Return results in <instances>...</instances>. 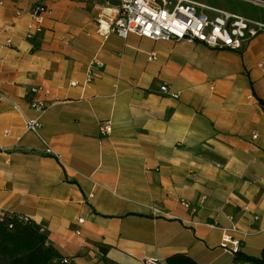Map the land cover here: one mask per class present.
Segmentation results:
<instances>
[{
	"label": "crops",
	"instance_id": "0c3cea01",
	"mask_svg": "<svg viewBox=\"0 0 264 264\" xmlns=\"http://www.w3.org/2000/svg\"><path fill=\"white\" fill-rule=\"evenodd\" d=\"M191 1L264 24V0ZM41 2L31 38L35 1L0 0V218L41 226L68 264H235L221 240L233 227L251 233L232 235L242 254L264 260V34L240 51L125 39L99 30L117 0Z\"/></svg>",
	"mask_w": 264,
	"mask_h": 264
},
{
	"label": "built area",
	"instance_id": "2783aa9c",
	"mask_svg": "<svg viewBox=\"0 0 264 264\" xmlns=\"http://www.w3.org/2000/svg\"><path fill=\"white\" fill-rule=\"evenodd\" d=\"M35 1L31 8L32 23L28 28V35L32 37L42 33L47 13V7L41 0ZM114 8L106 4L97 13L99 30L102 35L116 33L121 38H127L129 34H135L152 41L186 42L188 44H203L214 50L240 51L247 47L257 36L264 34V24L250 20L227 11L217 9L191 0H117ZM259 3V2H258ZM264 5L263 3H260ZM107 20L108 26L103 29L102 22ZM155 53L149 55V60H156ZM97 68L102 64L97 63ZM93 80V68L87 73L85 85ZM73 86L76 84L73 83ZM160 93L174 99H179L180 93H175L163 84ZM41 89H34L36 93ZM16 109L19 106L13 103ZM33 109L44 113L48 105L45 102L34 101ZM42 128L39 120H26L27 132L38 133ZM101 135L109 136L112 133L111 121L99 123ZM9 135V133H8ZM258 136H253L256 139ZM46 152L53 153L47 146ZM157 212V210H156ZM210 228H217L214 224ZM222 247L236 256L241 252V241L233 238V233H240L244 238L251 233L241 232L238 228L221 229ZM62 264H68L67 259L61 260ZM144 264H165L157 259L148 258Z\"/></svg>",
	"mask_w": 264,
	"mask_h": 264
},
{
	"label": "trees",
	"instance_id": "16d2710c",
	"mask_svg": "<svg viewBox=\"0 0 264 264\" xmlns=\"http://www.w3.org/2000/svg\"><path fill=\"white\" fill-rule=\"evenodd\" d=\"M62 259L38 224L21 216L0 218V264H62ZM168 264L195 263L179 255ZM235 264H264V260L240 252L235 256Z\"/></svg>",
	"mask_w": 264,
	"mask_h": 264
},
{
	"label": "rangeland",
	"instance_id": "374dc122",
	"mask_svg": "<svg viewBox=\"0 0 264 264\" xmlns=\"http://www.w3.org/2000/svg\"><path fill=\"white\" fill-rule=\"evenodd\" d=\"M220 8H252L251 5H246L245 3L239 2L237 0H211V3ZM218 4H221L218 6Z\"/></svg>",
	"mask_w": 264,
	"mask_h": 264
}]
</instances>
